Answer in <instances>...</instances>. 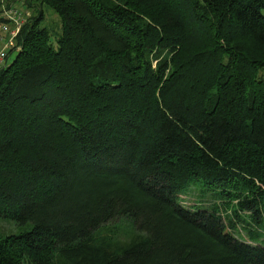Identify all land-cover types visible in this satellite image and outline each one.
Segmentation results:
<instances>
[{"label": "trees", "instance_id": "trees-1", "mask_svg": "<svg viewBox=\"0 0 264 264\" xmlns=\"http://www.w3.org/2000/svg\"><path fill=\"white\" fill-rule=\"evenodd\" d=\"M23 4L0 63V264H264V0ZM197 184L211 202L182 206ZM121 217L130 242L104 239Z\"/></svg>", "mask_w": 264, "mask_h": 264}, {"label": "rangeland", "instance_id": "rangeland-1", "mask_svg": "<svg viewBox=\"0 0 264 264\" xmlns=\"http://www.w3.org/2000/svg\"><path fill=\"white\" fill-rule=\"evenodd\" d=\"M11 5L16 6L18 10L22 12V16L24 17L23 21L27 19V17L32 14L31 8H28L26 4H23V0H14L11 2ZM3 6L4 8V1H0V9ZM43 16H45V19H43L42 24L44 27H46L48 30L50 29V33H52V38L55 34H59L60 28H59V17L50 9L42 6ZM264 15V11L262 12ZM22 21V22H23ZM3 46V43L0 42V48ZM14 55L11 54L9 58L6 59L7 62H9ZM195 192L187 193L182 196L181 198V204L182 206H189L192 210H195L197 207H205L209 202H211L210 194L212 190L203 191L204 188L200 186L199 184L195 185ZM204 202V203H203ZM208 202V203H206ZM12 225L8 221H0V230L1 232H6L7 230H11ZM100 235L104 239H113L115 242L118 243H129L131 238L133 237V233L136 231L134 226L132 225L131 219H128V217H121L117 220L108 221L107 224H105L103 227L99 228ZM240 233L244 234L242 230H239ZM132 236V237H131ZM240 236V235H239Z\"/></svg>", "mask_w": 264, "mask_h": 264}, {"label": "built area", "instance_id": "built-area-1", "mask_svg": "<svg viewBox=\"0 0 264 264\" xmlns=\"http://www.w3.org/2000/svg\"><path fill=\"white\" fill-rule=\"evenodd\" d=\"M0 18L4 19V21L0 22V41L3 43V46L0 48V63L2 59L5 57V48H9L14 45V36L18 33L19 27L23 24L24 17L22 16V12L18 10L16 6L10 5V7H1L0 10ZM10 24V27L7 24ZM4 34L6 37L4 38Z\"/></svg>", "mask_w": 264, "mask_h": 264}]
</instances>
